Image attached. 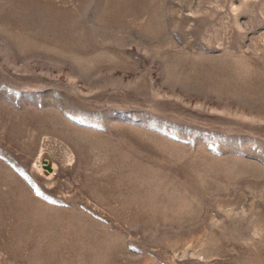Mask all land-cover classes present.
Instances as JSON below:
<instances>
[{
	"label": "rangeland",
	"instance_id": "374dc122",
	"mask_svg": "<svg viewBox=\"0 0 264 264\" xmlns=\"http://www.w3.org/2000/svg\"><path fill=\"white\" fill-rule=\"evenodd\" d=\"M0 264H264V0H0Z\"/></svg>",
	"mask_w": 264,
	"mask_h": 264
}]
</instances>
